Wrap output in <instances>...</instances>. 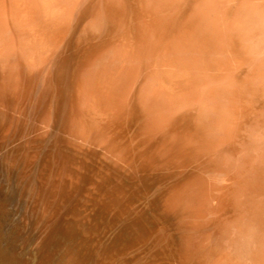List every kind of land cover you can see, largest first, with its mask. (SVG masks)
<instances>
[{
	"label": "bare ground",
	"instance_id": "obj_1",
	"mask_svg": "<svg viewBox=\"0 0 264 264\" xmlns=\"http://www.w3.org/2000/svg\"><path fill=\"white\" fill-rule=\"evenodd\" d=\"M84 1L0 0V194L26 224L36 264H168L179 241L172 212L180 185L159 188V172L232 139L240 108L218 111L219 88L249 95L248 104L258 97L235 71L239 45L226 42L235 43L239 8L259 3L88 0L85 9ZM78 3L80 24L106 20L107 35L58 56ZM205 4L214 5L211 15ZM110 43L122 45L118 66L89 82L86 69ZM216 47L225 58L211 56ZM151 96L160 110L148 113ZM166 117L174 120L169 135Z\"/></svg>",
	"mask_w": 264,
	"mask_h": 264
},
{
	"label": "rangeland",
	"instance_id": "obj_2",
	"mask_svg": "<svg viewBox=\"0 0 264 264\" xmlns=\"http://www.w3.org/2000/svg\"><path fill=\"white\" fill-rule=\"evenodd\" d=\"M85 1L82 2L83 5L78 3L74 20L72 19L69 22L67 32L64 37H61L63 38L61 39L62 41L60 40L62 45L57 47L54 44V47L58 48L54 49V52H58V56H60L61 52H73L74 45L80 48L77 47L76 49L79 52L84 50L86 46V51L88 47L90 48L89 39L91 36L94 37L96 42H100L107 35V26L109 25L106 20H101L102 24L99 22L97 26L96 24H80V17H82V14L79 15L80 11L81 13L85 11L88 5V0ZM258 3L261 4V0H258ZM80 5L84 8L86 6V8L84 9ZM231 34L233 40L235 39V43L229 42V45L227 40L226 44L231 47L233 44L236 46V43L239 45L240 50H238V46L229 48H235L240 52V63L242 62L241 66L240 64L239 67L238 65L236 66L237 70L235 71L238 74L242 73L240 79L245 80L248 76L246 81L250 85L249 88H252L251 90H254L255 97L256 94L258 97L254 99L252 104H248L245 97L247 98L249 95H240L235 92V94H239L237 97L235 94L230 95L225 92V89L219 88L215 98L218 111L225 108H234L236 110L240 108L239 112H235L239 124L237 130L233 133L232 139H234L230 138L229 140L232 141L228 140L227 144H224L222 148L214 153L215 155H197L189 164L191 167L185 165L180 167V169H173L177 166V164H174L173 168L171 167L172 169L165 168V170H160L159 176H161L159 179L161 183L162 181L164 183L159 184V188L164 189L166 186L169 188L171 185L174 186L173 183L180 185L175 191L176 200L181 202L180 208L178 209L177 206L172 212V215H180L179 241L175 258L174 256V259L172 257L169 258L167 260L168 264H264V63L250 61L243 49H241L240 39L234 28H232ZM115 44L110 43V45L108 44L104 47L105 49H101L99 52L102 53L99 58L94 60L91 67L86 69L85 75L90 78L89 82L92 81L96 73L100 71L107 73L118 66L119 59L117 54L121 52L122 45L120 43ZM215 49L218 48L216 47ZM220 49L214 51L211 48L208 52H211L212 57L219 58L223 56L221 55L223 49L221 51ZM223 57L225 58V56ZM144 84L139 85L140 97H144L147 94V86ZM236 97L242 99L239 100ZM156 99H149L146 112H153L152 106L155 111L158 109L157 107H160ZM250 105H252V108H249ZM246 107L249 109L247 110ZM165 120L169 123V126H165ZM165 120L162 124V132L165 131V134L169 135L170 133L166 129L171 130L174 127L172 125L174 120L171 118L167 120V117ZM215 136L220 139L222 133L216 131ZM227 149L229 151H226ZM105 160L110 161L111 158L106 156ZM202 163L204 164L203 166ZM204 167L208 168V170L205 171ZM185 176H192V181L189 180L182 185L179 184V182L184 181ZM3 190L8 193L7 188H3ZM5 198L0 194V264H36L33 245L26 236V224L17 217L15 208ZM166 224L168 225L167 234H171L174 226L170 223V220ZM28 260L33 261L30 263V261L27 262ZM126 264L128 263L126 262Z\"/></svg>",
	"mask_w": 264,
	"mask_h": 264
},
{
	"label": "clouds",
	"instance_id": "obj_3",
	"mask_svg": "<svg viewBox=\"0 0 264 264\" xmlns=\"http://www.w3.org/2000/svg\"><path fill=\"white\" fill-rule=\"evenodd\" d=\"M202 8L211 15L214 5L205 4ZM233 28L249 60L264 63V0L259 5H242L235 15Z\"/></svg>",
	"mask_w": 264,
	"mask_h": 264
}]
</instances>
